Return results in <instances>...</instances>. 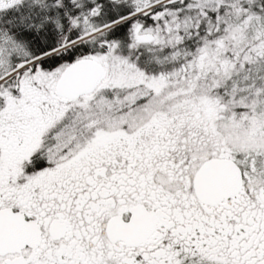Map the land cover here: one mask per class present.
Wrapping results in <instances>:
<instances>
[{"label":"snow or ice","instance_id":"snow-or-ice-1","mask_svg":"<svg viewBox=\"0 0 264 264\" xmlns=\"http://www.w3.org/2000/svg\"><path fill=\"white\" fill-rule=\"evenodd\" d=\"M0 264H264V0H0Z\"/></svg>","mask_w":264,"mask_h":264}]
</instances>
